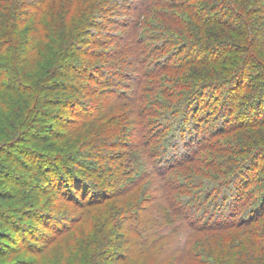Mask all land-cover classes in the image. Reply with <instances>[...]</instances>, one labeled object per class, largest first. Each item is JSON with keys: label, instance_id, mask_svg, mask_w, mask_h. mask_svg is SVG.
Masks as SVG:
<instances>
[{"label": "trees", "instance_id": "trees-1", "mask_svg": "<svg viewBox=\"0 0 264 264\" xmlns=\"http://www.w3.org/2000/svg\"><path fill=\"white\" fill-rule=\"evenodd\" d=\"M111 204L76 264H264V0H0V264Z\"/></svg>", "mask_w": 264, "mask_h": 264}, {"label": "rangeland", "instance_id": "rangeland-1", "mask_svg": "<svg viewBox=\"0 0 264 264\" xmlns=\"http://www.w3.org/2000/svg\"><path fill=\"white\" fill-rule=\"evenodd\" d=\"M52 5L53 6H51L49 8L51 10L55 9V3ZM47 23L50 27H53V25H55V23H56V26L59 25V23L50 16L47 18ZM112 26L113 25H110L106 29L97 27L96 32L99 33V34L97 33L98 34L97 37L101 38V39L102 38H105V39L110 38V35L109 34L107 35V32L114 30V28H112ZM95 40L96 39H91L90 43L94 44ZM92 46H94V45H92ZM40 66L41 65H39L38 62L35 64V68H37V69ZM123 87L125 89L127 88L126 85H124ZM110 90H111V87H110ZM100 100H101V98L99 97V101ZM94 104H95V102L93 103V105ZM206 108L213 109V106H210V107L206 106ZM69 113H70L69 111H66L63 114V116H66V120H68V118H69ZM219 116H221V115L219 114ZM217 117H218V115L216 114L215 117L209 118L210 122L207 123L206 121H204L202 130L205 132L206 128L210 124H214L215 122L222 121V119H218L217 121H212L213 118H217ZM56 129H58L59 131H62V130H65L66 128L59 126ZM187 140L184 139V141L181 144L180 151H179L180 152L179 155L181 154V156L184 154L185 149H187V147H185ZM179 158L181 159L182 157H179ZM236 195H237V193H231L230 194L229 199H228L229 203L226 202L228 204L224 205V207L222 209V211H224V212L221 211L222 216H220V218L228 217L229 219H231V218H233L231 216H235L234 217L235 220L238 221L240 219L241 220L246 219L250 216V214L247 215L245 213V209L241 207L242 202L236 198ZM112 205L113 204L106 206L104 208L103 207H99V208L95 207L96 209H92V211H86L84 223H81L77 226V231H74V233H70V235H66L67 238L65 237V239L61 240V243L59 245L56 246L54 244V245H51L50 247H48V249L44 253H42L40 256H38V257L34 256L33 257V255L29 254V255H26L27 258H30L29 260H33L32 264H76V259L82 258L81 253H80L81 251L73 253L71 251L72 247H70L71 241H74L76 238L82 237V235L87 236L90 234L95 235L94 237L98 238V235L96 233V229L99 225V219L101 220V218L103 216H105L106 213L109 212ZM208 207H209V204L207 205L205 203L203 205L202 210H200L196 213V214H198L197 216H204L205 218L210 216V214L212 213L211 207L209 208V210H208ZM203 210H205V213H203ZM161 212H162V210H158V211H155L153 213V215L155 217H157L156 219L160 222L162 221V218L160 216ZM217 218H219V215ZM171 226L172 225H169L168 229H170ZM189 234H190L189 227L187 225L182 226V228L180 229L179 235H178V241L176 243V248H181L184 246L186 239L188 238Z\"/></svg>", "mask_w": 264, "mask_h": 264}]
</instances>
